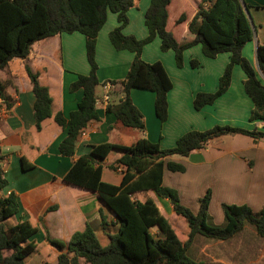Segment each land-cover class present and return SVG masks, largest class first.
<instances>
[{
  "label": "crops",
  "instance_id": "1",
  "mask_svg": "<svg viewBox=\"0 0 264 264\" xmlns=\"http://www.w3.org/2000/svg\"><path fill=\"white\" fill-rule=\"evenodd\" d=\"M244 2L251 6L249 14L254 28L253 37L244 45L242 54L264 84L256 58L257 47L264 45V0ZM149 3L150 0L134 1L127 12L128 23L122 30L124 35L137 39L146 37L143 21ZM167 10V30L176 41L192 40L187 24L196 12L194 0H171ZM182 14L185 21L177 25L175 21ZM116 26V16L109 13L97 35L95 61L99 86L96 88L95 109L99 120L86 126L71 157L61 156L58 152L66 131L54 122V116L60 113L67 119L81 100L82 92L71 93L69 86L78 75L89 72L84 37L79 33L61 34L38 41L31 46L27 58L14 59L7 68L0 70V82L6 84L5 93L11 103L9 109L5 107L6 114L0 104V169L7 183L1 194L12 192L19 204L18 214L6 223L14 226L27 221L36 228L30 239L35 250L25 259V264L57 263L59 251L47 242V238L65 245L74 233L82 232L88 225L97 240L101 237L107 245V236L117 231L116 217L96 193L73 187L63 179L72 164L87 154L91 146L110 143L128 147L143 137L161 149H168L183 134L192 130L205 131L216 125L264 132V122L249 121L252 104L244 93V75L237 66L233 67L230 86L222 96L200 110L193 108L197 93L216 90L218 78L228 63V54L207 59L200 47L194 46L183 52V66L177 68L173 52H162L159 39L144 46L141 59L146 63L159 62L172 83L167 94V118L163 123L157 119L152 92L133 89L129 96L143 117L144 131L141 133L121 126L112 114L106 112V106L120 100L118 83L124 79L133 54L116 51L111 46L108 34ZM191 60L197 61L199 66L191 68ZM26 66L37 76L38 83L47 88L51 98V117L41 122L39 130L34 124V98ZM112 82L115 84L111 85ZM120 156L121 153L113 151L105 159L101 172L103 182L120 184L122 173L110 169ZM163 162L184 167L183 173L164 169L162 185L176 190L181 204L193 213L198 210L197 200L207 190L211 191L208 212L214 225L223 223L222 204L246 205L254 212L264 206V140L243 134L225 135L212 140L203 149L193 151L188 157L173 156L164 158ZM148 197L159 204L165 216L173 214L168 201L156 198L153 192L135 194L133 199L143 202ZM80 264L85 263L80 260Z\"/></svg>",
  "mask_w": 264,
  "mask_h": 264
},
{
  "label": "trees",
  "instance_id": "2",
  "mask_svg": "<svg viewBox=\"0 0 264 264\" xmlns=\"http://www.w3.org/2000/svg\"><path fill=\"white\" fill-rule=\"evenodd\" d=\"M134 1L0 0V70L7 68L14 59L27 58L31 46L38 41L61 34L79 33L84 37L89 72L78 75L69 86L71 93L82 92L81 100L67 119L60 113L54 116V122L66 131V136L58 145L61 156L71 157L82 131L90 122L99 120L95 109L96 88L99 86L95 46L97 35L109 13L116 16L117 22L108 34L111 46L116 51L133 54L124 79L118 83L120 100L106 106V112L112 114L121 126L141 133L144 131L143 117L129 96L133 89L152 92L157 119L163 123L167 118V94L172 83L159 62L146 63L141 59L142 49L154 39H159L162 52H173L177 68L183 66V52L194 46H199L207 59L228 54V63L218 78L216 90L197 93L193 98V108L200 110L222 96L230 86L232 69L237 66L244 75V93L252 104L249 121L264 122V84L242 54L244 45L253 37L254 23L250 14L247 16L245 12L249 13V4L244 0H194L196 12L187 24L188 33L193 38L178 43L167 30V9L171 0H150L144 14L143 24L147 32L144 39L124 35L122 30L128 23L127 12ZM184 21L182 14L175 23L178 25ZM256 58L264 79V45L257 47ZM198 66L197 61H190L191 68ZM25 71L32 85L33 119L39 130L41 122L51 117V98L47 88L38 83L37 76L27 66ZM5 87L6 84L0 82V100L1 105L9 109L11 103ZM233 134L264 140V132L216 125L205 131H189L168 149H161L143 137L128 147L110 143L91 146L87 154L72 164L63 179L73 187L96 193L116 217L118 229L107 236L105 246L100 245L94 230L88 225L82 232L74 233L65 245L47 238V242L59 251L56 264H80V260L85 264H203L188 256L196 237L225 242L246 225L251 226L258 237H264V206L254 212L246 205L222 204L223 223L214 225L208 212L210 190L197 200L198 210L193 213L181 204L176 190L162 185L164 169L172 173L184 172L182 165L164 163V158L188 157L212 140ZM113 151L121 153L110 167L115 171L117 167L122 169V179L117 186L101 180L103 163ZM6 184L0 169V264H25V259L35 250V244L30 239L35 235L36 228L27 221L7 225L6 222L18 214L19 204L12 192L1 194ZM148 192H153L158 199L167 200L173 214L185 221L186 231L181 233L183 237H178L153 198L148 197L143 202L133 199L135 194ZM101 226H104L103 221Z\"/></svg>",
  "mask_w": 264,
  "mask_h": 264
},
{
  "label": "rangeland",
  "instance_id": "3",
  "mask_svg": "<svg viewBox=\"0 0 264 264\" xmlns=\"http://www.w3.org/2000/svg\"><path fill=\"white\" fill-rule=\"evenodd\" d=\"M167 219L178 237H183L181 233L186 231L185 221L174 214L167 216ZM239 234L223 244L196 237L188 256L204 264H264V237H258L249 225L244 226L242 233ZM99 242L101 245L106 244L101 237Z\"/></svg>",
  "mask_w": 264,
  "mask_h": 264
},
{
  "label": "built area",
  "instance_id": "4",
  "mask_svg": "<svg viewBox=\"0 0 264 264\" xmlns=\"http://www.w3.org/2000/svg\"><path fill=\"white\" fill-rule=\"evenodd\" d=\"M105 98V100L107 99V97H104ZM0 104H2V101L0 100ZM3 108H4V112H3V114H6L7 113V110H6V108H5V106H3V105H1ZM6 111V112H5ZM84 134V131H82V133H81V135H83ZM117 171L119 172V173H121L122 172V169L121 168H117Z\"/></svg>",
  "mask_w": 264,
  "mask_h": 264
},
{
  "label": "water",
  "instance_id": "5",
  "mask_svg": "<svg viewBox=\"0 0 264 264\" xmlns=\"http://www.w3.org/2000/svg\"><path fill=\"white\" fill-rule=\"evenodd\" d=\"M245 12H246L247 16H249V13H248V11H246V10H245ZM258 72H259V74L261 75V73H260L259 69H258ZM261 77H262V75H261ZM262 78H263V77H262Z\"/></svg>",
  "mask_w": 264,
  "mask_h": 264
}]
</instances>
